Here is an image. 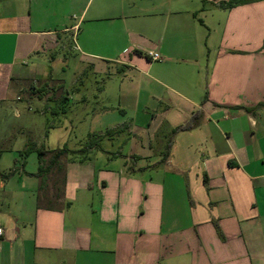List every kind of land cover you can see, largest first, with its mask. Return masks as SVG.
I'll return each instance as SVG.
<instances>
[{"label":"crops","instance_id":"1","mask_svg":"<svg viewBox=\"0 0 264 264\" xmlns=\"http://www.w3.org/2000/svg\"><path fill=\"white\" fill-rule=\"evenodd\" d=\"M227 1L0 0V102L64 82L69 44L113 100L100 150L63 159L61 210L37 208L33 152L0 154V264H264V0Z\"/></svg>","mask_w":264,"mask_h":264},{"label":"rangeland","instance_id":"2","mask_svg":"<svg viewBox=\"0 0 264 264\" xmlns=\"http://www.w3.org/2000/svg\"><path fill=\"white\" fill-rule=\"evenodd\" d=\"M72 47V44L62 50L59 47L54 53L55 59L64 63L61 66L65 74L64 82H50L46 87L31 78L17 87L5 102H0V154L12 151L10 155L3 153L4 157L20 156L27 146L42 150H55L63 146L71 150L80 149L91 135L92 109L99 105H111V98L92 97L99 92V86L105 85L106 75L96 77L89 69L84 72ZM39 59L45 65L50 62V54L40 55ZM23 61L29 75L33 55ZM111 86H108V91ZM66 92L69 98L65 97ZM101 146L115 152L119 149L117 144L107 145L103 142ZM36 161L37 154L33 152L27 158L26 170H35Z\"/></svg>","mask_w":264,"mask_h":264},{"label":"trees","instance_id":"3","mask_svg":"<svg viewBox=\"0 0 264 264\" xmlns=\"http://www.w3.org/2000/svg\"><path fill=\"white\" fill-rule=\"evenodd\" d=\"M248 3V0H228L221 5L225 8H230L235 4ZM195 117L189 120L185 125L174 129L173 134L189 130L194 125ZM102 136L99 134H91L82 148L77 150H70L66 146L55 150H42L36 149L34 146H27L20 152V156H27L31 152L37 154L38 169L36 173L26 174L31 177H35L39 180L38 195H37V208L48 211L61 210L62 206H67L64 203L63 187L65 183L64 179V162L63 159L67 156H85L91 150H100V140ZM168 156V152L165 151V159ZM82 159V158H80ZM160 161L161 163L165 161ZM16 164V162H15ZM14 169L5 175H1L2 178H8L14 173Z\"/></svg>","mask_w":264,"mask_h":264},{"label":"built area","instance_id":"4","mask_svg":"<svg viewBox=\"0 0 264 264\" xmlns=\"http://www.w3.org/2000/svg\"><path fill=\"white\" fill-rule=\"evenodd\" d=\"M149 58L151 61H160V57L157 53H150ZM2 235V230L0 229V236Z\"/></svg>","mask_w":264,"mask_h":264}]
</instances>
